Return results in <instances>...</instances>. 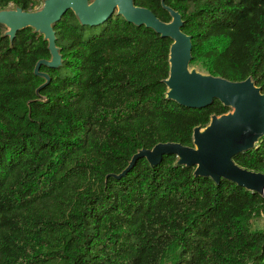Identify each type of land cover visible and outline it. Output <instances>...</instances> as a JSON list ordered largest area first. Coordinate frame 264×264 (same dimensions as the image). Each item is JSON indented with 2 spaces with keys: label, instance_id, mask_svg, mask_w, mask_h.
I'll return each mask as SVG.
<instances>
[{
  "label": "trees",
  "instance_id": "16d2710c",
  "mask_svg": "<svg viewBox=\"0 0 264 264\" xmlns=\"http://www.w3.org/2000/svg\"><path fill=\"white\" fill-rule=\"evenodd\" d=\"M160 19L182 14L191 65L264 92V0H134ZM36 0H0L35 10ZM62 55L33 27L13 40L0 23V264H264V194L195 175L175 154L142 148L193 146L194 129L231 107H188L167 97L172 39L116 13L97 26L68 10L55 23ZM264 172V137L235 156Z\"/></svg>",
  "mask_w": 264,
  "mask_h": 264
},
{
  "label": "water",
  "instance_id": "95a60500",
  "mask_svg": "<svg viewBox=\"0 0 264 264\" xmlns=\"http://www.w3.org/2000/svg\"><path fill=\"white\" fill-rule=\"evenodd\" d=\"M163 5L172 19H160L151 9L137 5L134 0H44L42 8L27 11L21 7L0 10V23L7 27L6 34L13 40L17 32L33 27L49 43L51 59L38 61L35 73L50 81L41 65L58 67L62 55L57 45L54 25L68 11L73 10L81 24L97 26L115 13L127 21L153 28L162 36L170 37V73L165 80L167 97L188 107H206L215 99L231 107L228 113L213 114L206 126L194 129L193 146L178 142H160L152 148L140 149L129 165L119 174L126 175L140 158L152 166L160 164L165 155L175 154L178 164L195 167V175L209 176L216 182L222 178L264 194V172L247 169L235 161V156L255 148L264 137V92L250 76L245 80H230L203 72L191 65L193 42L191 35L182 30V14Z\"/></svg>",
  "mask_w": 264,
  "mask_h": 264
},
{
  "label": "rangeland",
  "instance_id": "374dc122",
  "mask_svg": "<svg viewBox=\"0 0 264 264\" xmlns=\"http://www.w3.org/2000/svg\"><path fill=\"white\" fill-rule=\"evenodd\" d=\"M43 5H44V3H43ZM43 5H41L38 9L42 8ZM11 8H16V7L11 6L9 9H11ZM251 225H252V228L256 229V230L264 229V214H262L260 217L253 218L251 220Z\"/></svg>",
  "mask_w": 264,
  "mask_h": 264
},
{
  "label": "built area",
  "instance_id": "2783aa9c",
  "mask_svg": "<svg viewBox=\"0 0 264 264\" xmlns=\"http://www.w3.org/2000/svg\"><path fill=\"white\" fill-rule=\"evenodd\" d=\"M37 1V5H35V10H38V8L41 6V5H43V3H44V0H36Z\"/></svg>",
  "mask_w": 264,
  "mask_h": 264
}]
</instances>
